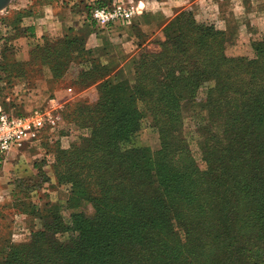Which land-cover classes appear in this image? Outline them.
<instances>
[{
	"label": "trees",
	"instance_id": "1",
	"mask_svg": "<svg viewBox=\"0 0 264 264\" xmlns=\"http://www.w3.org/2000/svg\"><path fill=\"white\" fill-rule=\"evenodd\" d=\"M112 3L96 0L93 27L92 10ZM164 32L160 51H144L135 62L132 83L112 76L114 69L93 56L82 36L44 38L31 50L30 62L40 60L56 79L72 64H90L74 83L97 88L96 102L78 108L91 134L79 147L59 150L55 167L75 193L91 198L96 212L88 218L73 215L75 235L68 243L44 230L30 244L11 245L0 264H227L234 248L238 255L230 264H264V34L246 43L243 52L229 54L227 33L199 22L191 10L176 16ZM0 70L7 71L1 62ZM182 103H199L205 113L207 124L200 131L206 135L201 142L205 171L192 159L182 120L175 117L181 116ZM143 116H152L160 132L157 156L122 146L130 143ZM202 199L212 205L218 228L205 238L188 227L190 217H199L193 213L203 211ZM54 215L64 231V222ZM177 228L184 229V242ZM238 233L243 247L237 245ZM206 244L212 247L207 260L201 258Z\"/></svg>",
	"mask_w": 264,
	"mask_h": 264
},
{
	"label": "rangeland",
	"instance_id": "2",
	"mask_svg": "<svg viewBox=\"0 0 264 264\" xmlns=\"http://www.w3.org/2000/svg\"><path fill=\"white\" fill-rule=\"evenodd\" d=\"M113 1L137 3L138 0ZM143 2L141 13L129 22L108 28L111 37L104 38L99 46L89 39L103 31L97 25L93 27L91 23V9L96 0H12L10 5L0 12V62L7 70H0V105L9 113L16 114L46 107L50 99H56L60 103V123L56 130L44 132L40 141L13 151L2 159L0 261L7 256L11 245L30 244L32 237L44 230H50L58 243H68L75 235L73 215L82 214L88 218L96 212L91 198L80 197L78 192L75 193V188L69 181L58 177L55 167L59 150H70L77 144L79 147L80 141L91 134L90 127L82 124L84 116L79 117L78 108L84 104L95 103L98 91L95 85L83 89L74 83L80 71L88 69L90 64H72L62 79H56L40 60L30 62L31 58H35L30 53L31 50L37 45H43L44 38L55 40L65 35L82 36L86 47L93 51V56L105 66L114 69L112 76L118 74L132 83L135 62L144 51H160V44L166 39L164 28L181 12L191 10L199 22L213 24L219 28L216 25L217 9L201 7L198 0L194 6L188 5L190 7L186 6L189 0ZM210 3L213 6L215 0ZM242 10L237 13L242 14ZM230 12L234 13L235 10ZM256 18H261L264 22V9H257ZM261 34H264V29ZM250 40L242 44V52L246 50V43ZM231 45L229 42L226 44L229 54L239 52V47L234 48ZM179 113L181 116L175 117L182 120L180 130L192 152L190 156L198 164V169L205 171L207 164L203 159L201 142L206 135L200 133L207 124L206 116H203L205 113L201 111L199 103H182ZM214 132L218 135L217 140L224 142L221 131ZM160 136L152 116H143L141 125L130 143L122 146L145 148L157 156L162 149ZM203 202L205 203L204 200ZM54 212L64 222V231L58 228ZM193 214H198L199 217H190L188 227L193 229L195 236L202 235L205 238L206 235L217 234V216L209 202L205 203L203 211ZM239 225L240 223L236 224ZM174 231L178 239L183 241L186 236L184 229L177 228ZM238 234L240 241V233ZM241 242L237 245L243 247ZM211 249V245L206 244V252L201 258L207 260ZM249 249L253 253L257 250L255 246ZM233 251V257L227 264L235 262L238 254L235 253L236 248ZM145 253L149 254L147 250ZM181 253L183 251L178 252ZM175 256L178 257L177 252Z\"/></svg>",
	"mask_w": 264,
	"mask_h": 264
},
{
	"label": "built area",
	"instance_id": "3",
	"mask_svg": "<svg viewBox=\"0 0 264 264\" xmlns=\"http://www.w3.org/2000/svg\"><path fill=\"white\" fill-rule=\"evenodd\" d=\"M143 1L115 2L111 6L96 7L92 10V20L100 28L131 21L140 14ZM60 103L50 99L46 107L35 108L24 115L7 113L0 106V156H6L41 140L46 131L56 130L60 123L58 115Z\"/></svg>",
	"mask_w": 264,
	"mask_h": 264
},
{
	"label": "crops",
	"instance_id": "4",
	"mask_svg": "<svg viewBox=\"0 0 264 264\" xmlns=\"http://www.w3.org/2000/svg\"><path fill=\"white\" fill-rule=\"evenodd\" d=\"M210 1L211 0H198V2L201 3V7H205L206 9L213 7L217 9L218 17L216 25L219 29L227 33L228 41L232 43V47L240 48L238 51L242 50L241 46L244 42L256 38L260 35L261 30L264 29L263 20L261 18H256L257 9H264V0H215L213 6ZM195 3L196 0H189L186 6H194ZM176 4L179 5L177 2ZM232 9L235 10L234 13L230 12ZM241 9H243L244 12L238 14L237 12L241 11ZM102 30L101 33L98 31L100 33L99 35H93L92 38H89L90 41H94L97 46L102 43L104 38L111 37L110 29L102 28Z\"/></svg>",
	"mask_w": 264,
	"mask_h": 264
},
{
	"label": "water",
	"instance_id": "5",
	"mask_svg": "<svg viewBox=\"0 0 264 264\" xmlns=\"http://www.w3.org/2000/svg\"><path fill=\"white\" fill-rule=\"evenodd\" d=\"M12 0H0V12L6 9Z\"/></svg>",
	"mask_w": 264,
	"mask_h": 264
}]
</instances>
